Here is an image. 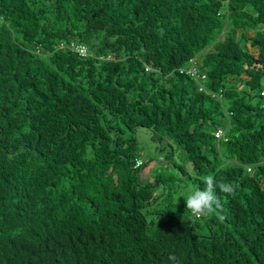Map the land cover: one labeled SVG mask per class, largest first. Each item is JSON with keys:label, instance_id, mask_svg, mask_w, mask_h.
I'll return each instance as SVG.
<instances>
[{"label": "trees", "instance_id": "trees-1", "mask_svg": "<svg viewBox=\"0 0 264 264\" xmlns=\"http://www.w3.org/2000/svg\"><path fill=\"white\" fill-rule=\"evenodd\" d=\"M138 128L222 208L144 181ZM170 255L264 264V0H0V264Z\"/></svg>", "mask_w": 264, "mask_h": 264}, {"label": "rangeland", "instance_id": "rangeland-1", "mask_svg": "<svg viewBox=\"0 0 264 264\" xmlns=\"http://www.w3.org/2000/svg\"><path fill=\"white\" fill-rule=\"evenodd\" d=\"M136 137L138 140L139 154L141 159L146 163V167L141 171L142 179H144V181H149L158 173L177 175L180 178H184V181L178 183V190L175 197L177 202H185L184 198L180 196L187 194L194 188H199V184L195 183V179L198 175L186 162L182 150L178 149L176 146L174 151H172L171 148H166L162 151V148L167 146V142H163V144L155 142L151 131L145 128H138ZM175 163L184 167L188 173L187 177H183L180 171L174 167ZM189 178L193 180H189ZM184 219H187V217H184ZM201 233L205 234L207 231H201Z\"/></svg>", "mask_w": 264, "mask_h": 264}, {"label": "clouds", "instance_id": "clouds-1", "mask_svg": "<svg viewBox=\"0 0 264 264\" xmlns=\"http://www.w3.org/2000/svg\"><path fill=\"white\" fill-rule=\"evenodd\" d=\"M205 187L194 188L187 194L181 195L186 203V210H188L193 216L201 217L205 215H210L216 213L222 208V203L220 198L216 194V188L228 194L234 192V185L231 182L216 184L213 175H207L204 178ZM223 219V217H220ZM169 260L172 264H179L178 259L174 255L169 256Z\"/></svg>", "mask_w": 264, "mask_h": 264}, {"label": "built area", "instance_id": "built-area-1", "mask_svg": "<svg viewBox=\"0 0 264 264\" xmlns=\"http://www.w3.org/2000/svg\"><path fill=\"white\" fill-rule=\"evenodd\" d=\"M74 47V46H73ZM75 48V50L77 51V52H79L80 54H83V55H86V48L83 46V47H74ZM223 135H224V132L222 131V130H218L217 131V133H216V136L218 137V138H222L223 137ZM142 163H141V161H137V166H140ZM249 171H250V169H249Z\"/></svg>", "mask_w": 264, "mask_h": 264}]
</instances>
